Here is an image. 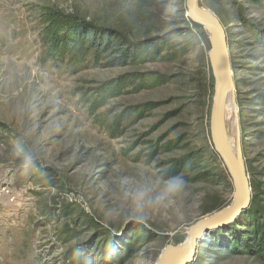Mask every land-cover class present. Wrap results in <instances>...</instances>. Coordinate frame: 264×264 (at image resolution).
Here are the masks:
<instances>
[{"label": "rangeland", "instance_id": "obj_1", "mask_svg": "<svg viewBox=\"0 0 264 264\" xmlns=\"http://www.w3.org/2000/svg\"><path fill=\"white\" fill-rule=\"evenodd\" d=\"M197 3L229 51L250 203L188 264H264V0ZM210 49L186 0H0V264H156L230 205Z\"/></svg>", "mask_w": 264, "mask_h": 264}, {"label": "water", "instance_id": "obj_2", "mask_svg": "<svg viewBox=\"0 0 264 264\" xmlns=\"http://www.w3.org/2000/svg\"><path fill=\"white\" fill-rule=\"evenodd\" d=\"M198 0H186V14L191 22L203 26L211 35V49L208 59L215 80L213 103L211 109V136L216 153L222 158L228 173L231 176L235 200L225 209L214 213L209 219L199 221L189 231L188 244L182 248L167 246L162 251L156 264H165L170 258H175L174 264H188L195 252V247L203 233L219 224L233 218L244 210L250 203V187L243 165L229 150L223 134V103L225 89L229 82L230 61L225 36L218 20L211 14L199 8ZM222 63V72L219 71L217 61Z\"/></svg>", "mask_w": 264, "mask_h": 264}, {"label": "bare ground", "instance_id": "obj_3", "mask_svg": "<svg viewBox=\"0 0 264 264\" xmlns=\"http://www.w3.org/2000/svg\"><path fill=\"white\" fill-rule=\"evenodd\" d=\"M202 11L206 13H210L204 9ZM217 66H218L219 71L222 72V63L220 60L217 61ZM233 103L234 102L232 100L231 86H230V83L228 82L227 87L225 89L224 103H223V114H222L223 134H224L226 145L228 146L229 150L235 155V157L241 164L242 161H241V154H240V149H239V137H238L237 127H236L237 124H235L234 122L235 120H234V112H233V108H234ZM235 198L236 196L234 192L232 201H234ZM205 220L206 219L201 220V222ZM187 244H188V238L185 241V243L179 248H182L186 246ZM174 261H175V258L173 257L167 260L165 264H174Z\"/></svg>", "mask_w": 264, "mask_h": 264}, {"label": "clouds", "instance_id": "obj_4", "mask_svg": "<svg viewBox=\"0 0 264 264\" xmlns=\"http://www.w3.org/2000/svg\"><path fill=\"white\" fill-rule=\"evenodd\" d=\"M19 153H17V158L19 159ZM35 163V158L32 155H24L21 160V167L28 168L33 166ZM186 184V181L182 178V176L172 177L169 181H167L165 186V194L173 195L181 192ZM146 195L145 190H140L137 193L138 198H143Z\"/></svg>", "mask_w": 264, "mask_h": 264}, {"label": "trees", "instance_id": "obj_5", "mask_svg": "<svg viewBox=\"0 0 264 264\" xmlns=\"http://www.w3.org/2000/svg\"><path fill=\"white\" fill-rule=\"evenodd\" d=\"M106 45H109V43L106 44ZM106 47H107V46H106ZM128 54H129V52H127V53L124 54V59L127 58V57H129Z\"/></svg>", "mask_w": 264, "mask_h": 264}]
</instances>
